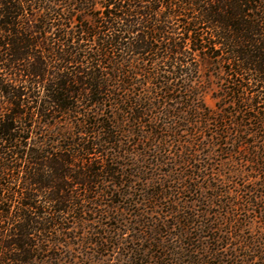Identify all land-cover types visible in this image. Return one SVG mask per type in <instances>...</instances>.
Segmentation results:
<instances>
[{
    "label": "trees",
    "instance_id": "trees-1",
    "mask_svg": "<svg viewBox=\"0 0 264 264\" xmlns=\"http://www.w3.org/2000/svg\"><path fill=\"white\" fill-rule=\"evenodd\" d=\"M194 55L214 57L230 84L221 97L236 109L219 128L264 143V0H0V264H62L66 217L110 195L105 152L122 131L103 110L141 124L154 107L128 58L179 78ZM168 79L145 83L177 101ZM197 109L188 123L213 120ZM252 156L264 171V145Z\"/></svg>",
    "mask_w": 264,
    "mask_h": 264
},
{
    "label": "rangeland",
    "instance_id": "rangeland-1",
    "mask_svg": "<svg viewBox=\"0 0 264 264\" xmlns=\"http://www.w3.org/2000/svg\"><path fill=\"white\" fill-rule=\"evenodd\" d=\"M210 58L192 56L179 78L164 63L152 65L155 58H128L135 66L125 71L154 107L141 124L119 122V108L103 110L122 131L105 152L118 177L101 179L110 195L66 217L56 248L62 264H264V171L252 156L263 139L214 121L236 108L221 97L230 84ZM151 73L169 77L177 101L145 83ZM196 106L213 120L188 123Z\"/></svg>",
    "mask_w": 264,
    "mask_h": 264
}]
</instances>
